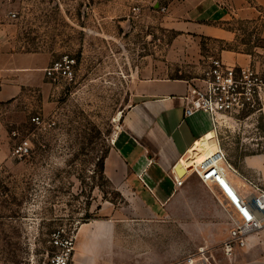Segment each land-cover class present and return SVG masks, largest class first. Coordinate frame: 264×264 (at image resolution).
I'll return each instance as SVG.
<instances>
[{"label": "rangeland", "instance_id": "rangeland-1", "mask_svg": "<svg viewBox=\"0 0 264 264\" xmlns=\"http://www.w3.org/2000/svg\"><path fill=\"white\" fill-rule=\"evenodd\" d=\"M183 1L187 0L0 3V9L17 13V49L76 59L75 79H60L45 102L27 93L17 100H0V264L43 262L58 227L79 229L94 220L112 219L119 209L117 218L139 220L128 210L134 197L127 200L104 174L105 158L134 102L135 80L174 77L192 84L222 51L255 54L264 46V21L212 24L219 34L182 29L169 10ZM37 114L44 121L39 126L31 121ZM219 125L216 136L231 165L254 169L253 178L262 184L261 170H247V163L264 155V111L242 121L223 118ZM22 139H29L32 148L18 159L13 150ZM205 198L189 196L185 202L200 206ZM204 213L196 214L211 227H194L189 212L182 214L189 221L183 228L180 213L159 217L157 227L142 218L141 249L149 251L146 237L156 228L158 252L189 256L203 247L209 259L222 256L223 241L207 244L198 236L225 233L230 220ZM133 232L125 229L123 234Z\"/></svg>", "mask_w": 264, "mask_h": 264}, {"label": "crops", "instance_id": "crops-1", "mask_svg": "<svg viewBox=\"0 0 264 264\" xmlns=\"http://www.w3.org/2000/svg\"><path fill=\"white\" fill-rule=\"evenodd\" d=\"M10 12L15 11L0 9V100H17L27 93L38 95L40 102H45L50 92L58 89L60 80L53 81L46 76V69L56 58L49 53L17 49V17L11 18ZM169 14L177 25L182 23V29L189 26L199 33L219 34L221 30L212 24L232 19L264 21V0H187L171 8ZM261 36L264 38V31ZM262 48L255 54L222 51L219 58L232 66L253 65L264 71ZM134 83V102L125 112L122 128L105 158L104 174L127 200H131L130 195L134 197L135 202H130L128 210L139 220L117 218L121 214L119 209L112 219L83 224L79 228L73 264H158L159 260L165 261L162 264H186L185 254L158 252L156 228L155 235L146 237L151 244L149 251L141 249L142 218L157 227L159 217L180 213L179 227L183 228L189 221L182 214L189 212L193 213L194 227H211L202 223L199 217L203 215L196 214L208 211L213 219L229 218V228L225 233L212 231L209 236L204 234L198 238L203 243L214 244L225 241L230 235V214L214 187L203 184L194 174L185 175L182 186L176 184L177 178L182 176L177 166L187 152L210 133L215 134L217 141V129L208 113L199 111L185 117L189 80L149 76ZM248 168L261 170L264 186V155L247 163ZM237 171L235 175L230 173V179L242 191L244 177L253 178L256 172L254 169ZM197 195L206 196L204 205L185 202L189 196ZM222 206L226 211L223 212ZM125 229L134 232L123 234ZM235 255L231 261L224 255L214 256V260L209 261L212 264H264V229L257 236L248 237V247Z\"/></svg>", "mask_w": 264, "mask_h": 264}, {"label": "built area", "instance_id": "built-area-1", "mask_svg": "<svg viewBox=\"0 0 264 264\" xmlns=\"http://www.w3.org/2000/svg\"><path fill=\"white\" fill-rule=\"evenodd\" d=\"M164 10V9H163ZM16 18L15 12H10ZM264 49V46L263 48ZM76 74V59L63 55L55 59L46 69V76L53 80L73 81ZM185 117L199 111L208 113L216 129L223 118L242 121L264 111V71L253 65L232 66L222 58H211L203 75L189 85L185 96ZM32 123H44L40 114L31 117ZM31 141L22 139L14 147L13 155L23 159L31 152ZM185 173L177 178L178 187L184 183V176L194 174L200 181L214 187L221 204L230 214L232 228L229 237L219 250L227 259L248 244V237L264 229V186L254 178L244 177L241 191L230 179V173L238 174L221 147L206 156L201 162H193L185 167ZM78 228L58 227L51 235L52 251L43 262L31 264H73ZM186 264H212L208 250L201 247L184 259Z\"/></svg>", "mask_w": 264, "mask_h": 264}, {"label": "bare ground", "instance_id": "bare-ground-1", "mask_svg": "<svg viewBox=\"0 0 264 264\" xmlns=\"http://www.w3.org/2000/svg\"><path fill=\"white\" fill-rule=\"evenodd\" d=\"M218 141V142H217ZM215 138L214 133H210L207 136L201 138L196 145L191 148L187 154L182 158L177 166V170L181 173H185V167L189 166L193 162H201L206 156L210 155L214 151L220 148L219 140ZM218 143V145H217Z\"/></svg>", "mask_w": 264, "mask_h": 264}, {"label": "water", "instance_id": "water-1", "mask_svg": "<svg viewBox=\"0 0 264 264\" xmlns=\"http://www.w3.org/2000/svg\"><path fill=\"white\" fill-rule=\"evenodd\" d=\"M179 174H180V175H183V174H181L180 172H179Z\"/></svg>", "mask_w": 264, "mask_h": 264}]
</instances>
